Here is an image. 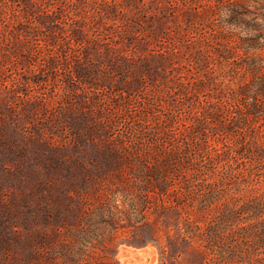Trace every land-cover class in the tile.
I'll use <instances>...</instances> for the list:
<instances>
[{
  "label": "rangeland",
  "instance_id": "obj_1",
  "mask_svg": "<svg viewBox=\"0 0 264 264\" xmlns=\"http://www.w3.org/2000/svg\"><path fill=\"white\" fill-rule=\"evenodd\" d=\"M261 195L264 0H0V264H201Z\"/></svg>",
  "mask_w": 264,
  "mask_h": 264
},
{
  "label": "trees",
  "instance_id": "obj_2",
  "mask_svg": "<svg viewBox=\"0 0 264 264\" xmlns=\"http://www.w3.org/2000/svg\"><path fill=\"white\" fill-rule=\"evenodd\" d=\"M161 192L163 199L164 194L169 198L167 188H161ZM241 200L235 199L234 202L225 205L216 222L206 226L195 219H187L182 229L184 231L178 233V237L185 243L194 240L203 247L192 252L194 263L202 264L206 260V254L218 252L221 257L216 264H264V195L252 197L247 202ZM166 202L163 200V209H166ZM211 204L212 201L206 202L200 207V212H207ZM152 234L154 237L151 242L160 244L162 253L172 257L174 248L178 246L173 244L174 238L168 237L167 242L162 245L158 237L157 223ZM175 254L179 256L178 252Z\"/></svg>",
  "mask_w": 264,
  "mask_h": 264
},
{
  "label": "water",
  "instance_id": "obj_3",
  "mask_svg": "<svg viewBox=\"0 0 264 264\" xmlns=\"http://www.w3.org/2000/svg\"><path fill=\"white\" fill-rule=\"evenodd\" d=\"M140 254H141V251L137 250L134 253L133 252H128L127 254H125V256L129 257V258H132V259H138Z\"/></svg>",
  "mask_w": 264,
  "mask_h": 264
},
{
  "label": "bare ground",
  "instance_id": "obj_4",
  "mask_svg": "<svg viewBox=\"0 0 264 264\" xmlns=\"http://www.w3.org/2000/svg\"><path fill=\"white\" fill-rule=\"evenodd\" d=\"M124 257H125L124 253H123V254H121V258L123 259Z\"/></svg>",
  "mask_w": 264,
  "mask_h": 264
}]
</instances>
